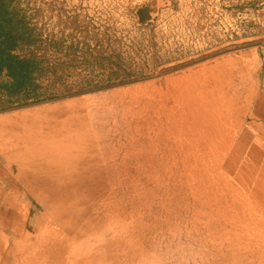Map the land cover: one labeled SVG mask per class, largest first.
<instances>
[{
    "label": "rangeland",
    "instance_id": "obj_1",
    "mask_svg": "<svg viewBox=\"0 0 264 264\" xmlns=\"http://www.w3.org/2000/svg\"><path fill=\"white\" fill-rule=\"evenodd\" d=\"M23 2L144 76L0 110V264H264V0Z\"/></svg>",
    "mask_w": 264,
    "mask_h": 264
},
{
    "label": "trees",
    "instance_id": "obj_2",
    "mask_svg": "<svg viewBox=\"0 0 264 264\" xmlns=\"http://www.w3.org/2000/svg\"><path fill=\"white\" fill-rule=\"evenodd\" d=\"M0 0V110L86 92L144 76L115 37L69 17L49 33L42 9Z\"/></svg>",
    "mask_w": 264,
    "mask_h": 264
},
{
    "label": "water",
    "instance_id": "obj_3",
    "mask_svg": "<svg viewBox=\"0 0 264 264\" xmlns=\"http://www.w3.org/2000/svg\"><path fill=\"white\" fill-rule=\"evenodd\" d=\"M155 12V8L153 6H147L145 8H140L138 10V15L140 17L141 23H146L152 18L153 13Z\"/></svg>",
    "mask_w": 264,
    "mask_h": 264
}]
</instances>
